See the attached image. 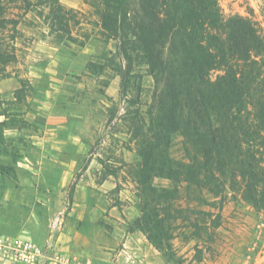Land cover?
<instances>
[{"label":"trees","instance_id":"obj_1","mask_svg":"<svg viewBox=\"0 0 264 264\" xmlns=\"http://www.w3.org/2000/svg\"><path fill=\"white\" fill-rule=\"evenodd\" d=\"M14 1L23 16L34 14L45 29L40 35L55 44L73 42L71 27L84 20L59 0ZM86 4L103 40L115 43L113 54L87 69L101 75L111 66L120 78L126 131L138 157L129 175L140 216L127 231H140L168 263L180 264L169 225L179 217L181 198L209 205L207 198L230 192L264 211L262 28L249 18L225 17L217 0ZM176 133L179 159L172 154ZM156 179L168 185L157 186Z\"/></svg>","mask_w":264,"mask_h":264},{"label":"rangeland","instance_id":"obj_2","mask_svg":"<svg viewBox=\"0 0 264 264\" xmlns=\"http://www.w3.org/2000/svg\"><path fill=\"white\" fill-rule=\"evenodd\" d=\"M59 2L84 19L71 27L73 42L55 44L50 37H42L40 33L45 29L34 14L23 16L21 3L0 0V234L45 246L44 252L48 245L24 231L47 216L41 211L43 201L59 208L61 215L68 208L73 181L66 187L59 186L61 166H56L54 159L71 155L76 149L73 143H66L46 153L51 161L36 163L40 150L32 144L33 139L25 136L41 134L42 128L31 118L42 110L49 125L56 127L55 137L82 142V172L92 161L89 172L99 173L95 184L112 176L105 196L99 199L94 195L88 204L133 206L140 216L137 185L129 175L138 157L135 142L126 131L120 78L110 71L111 66L101 75L87 69L89 62L113 54L115 43L103 40L98 18L86 0ZM217 3L225 17L252 19L264 35V0ZM15 130L21 136L11 137ZM180 142L181 136L174 134L172 154L178 159ZM153 183L168 185L160 179ZM207 199L209 205H197L184 198L178 203L181 211L169 225V234L180 264H264V211L255 210L230 192L222 199ZM153 249L151 264H170ZM83 260L91 259L82 256ZM0 264L22 263L14 256L0 254Z\"/></svg>","mask_w":264,"mask_h":264},{"label":"crops","instance_id":"obj_3","mask_svg":"<svg viewBox=\"0 0 264 264\" xmlns=\"http://www.w3.org/2000/svg\"><path fill=\"white\" fill-rule=\"evenodd\" d=\"M44 113L42 110L39 115L31 118L42 128L41 134L25 137L33 139L32 144L40 150L35 158L36 163L51 161L52 157L46 153L54 152L52 149L63 148L66 143L74 144V153L54 159L55 165L61 166V174L57 177L60 180L59 186L66 187L73 181L72 198L62 215L57 211L59 208L43 201L45 206L41 211L47 216L38 219L36 224L24 232L39 243L69 257L82 260L83 256L100 263L151 264L152 251H155L151 244L140 231L128 232L126 228L139 216V212L133 206L118 208L115 205L88 204L94 195L99 199L105 196L108 191L105 187L112 176L107 175L99 184H95L94 180L99 173L94 170L89 172L92 161L82 172V142H70L69 137H55L56 127L49 125L51 122ZM19 136L20 131L15 130L11 137Z\"/></svg>","mask_w":264,"mask_h":264},{"label":"built area","instance_id":"obj_4","mask_svg":"<svg viewBox=\"0 0 264 264\" xmlns=\"http://www.w3.org/2000/svg\"><path fill=\"white\" fill-rule=\"evenodd\" d=\"M44 248L45 246L39 247L30 241L11 239L0 234V254L14 256L22 264H113L82 261L56 252L49 246L44 252Z\"/></svg>","mask_w":264,"mask_h":264}]
</instances>
